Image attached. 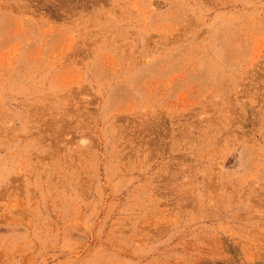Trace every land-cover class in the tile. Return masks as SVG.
Returning <instances> with one entry per match:
<instances>
[{"label":"rangeland","instance_id":"374dc122","mask_svg":"<svg viewBox=\"0 0 264 264\" xmlns=\"http://www.w3.org/2000/svg\"><path fill=\"white\" fill-rule=\"evenodd\" d=\"M0 264H264V0H0Z\"/></svg>","mask_w":264,"mask_h":264}]
</instances>
